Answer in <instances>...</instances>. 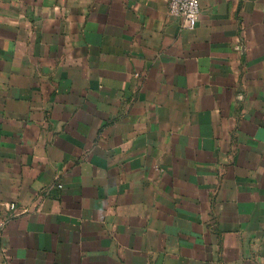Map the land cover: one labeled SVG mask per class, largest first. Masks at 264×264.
<instances>
[{
    "label": "crops",
    "instance_id": "crops-1",
    "mask_svg": "<svg viewBox=\"0 0 264 264\" xmlns=\"http://www.w3.org/2000/svg\"><path fill=\"white\" fill-rule=\"evenodd\" d=\"M199 1L0 0V264H264V0Z\"/></svg>",
    "mask_w": 264,
    "mask_h": 264
},
{
    "label": "built area",
    "instance_id": "built-area-1",
    "mask_svg": "<svg viewBox=\"0 0 264 264\" xmlns=\"http://www.w3.org/2000/svg\"><path fill=\"white\" fill-rule=\"evenodd\" d=\"M167 14L171 17L180 18L182 28L193 30L196 27L200 14L199 0H168ZM9 208L14 209V205L10 204Z\"/></svg>",
    "mask_w": 264,
    "mask_h": 264
}]
</instances>
